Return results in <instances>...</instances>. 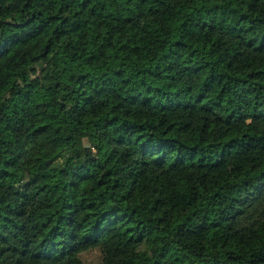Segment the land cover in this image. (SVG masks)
<instances>
[{
    "label": "trees",
    "instance_id": "1",
    "mask_svg": "<svg viewBox=\"0 0 264 264\" xmlns=\"http://www.w3.org/2000/svg\"><path fill=\"white\" fill-rule=\"evenodd\" d=\"M0 264H264V0H0Z\"/></svg>",
    "mask_w": 264,
    "mask_h": 264
}]
</instances>
